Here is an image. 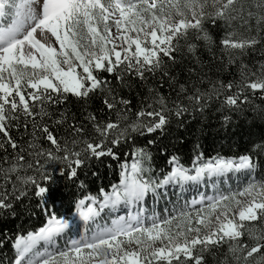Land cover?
Here are the masks:
<instances>
[{"label":"snow or ice","instance_id":"obj_1","mask_svg":"<svg viewBox=\"0 0 264 264\" xmlns=\"http://www.w3.org/2000/svg\"><path fill=\"white\" fill-rule=\"evenodd\" d=\"M209 6L214 11H206ZM254 8L246 7L245 0H211L210 5L209 0H0V21H9L6 26L0 23V213L15 215L13 202L31 194L48 216L36 232L17 236L13 264H207L205 254L216 256L225 245L227 253L218 264H264V228L257 227L264 222V180L253 179L236 193L207 197L206 204L193 201L202 204L195 215L156 217L146 225L143 208L131 211L149 193L169 184L183 188L229 172L252 174L257 165L251 155L204 161L201 153L191 169L172 155L167 161L171 171L151 178L145 175L152 171L145 166L151 155L143 147L125 154L132 162L121 163V179L111 191L101 188L99 196L76 203L86 223L120 205L129 207L127 217H117L91 237L70 240L65 250L34 251L41 241L52 246L71 227L67 218L48 211L60 178L77 180L78 170L93 159L119 160L114 148L134 140L133 134H163L172 117L183 124L190 109L202 112L213 97L222 96L224 107L239 112L249 101L248 90L264 92V62L254 70L241 61L239 80L213 79L236 64L232 50L243 56L264 43V0H257ZM205 20L229 27L239 20L248 35L228 32L220 41L228 50L222 67L206 65L197 55V44L189 43L184 58L189 62L180 69L186 78L181 81L179 73L174 74L177 65L184 64L177 59L180 39L194 30L209 50L214 43ZM100 73L113 76L116 85ZM156 75L160 85L149 86L148 96L134 110L132 99L120 91L131 88L126 77L147 83ZM164 81L175 99L160 91ZM68 96L81 103L83 120L68 109L54 110ZM97 98L104 119L88 110ZM258 115L264 117V109ZM224 122L230 123V117L224 116ZM21 128L14 137L13 129ZM255 147L264 152V143ZM78 186L84 187L83 181ZM178 219L181 223L173 228Z\"/></svg>","mask_w":264,"mask_h":264},{"label":"trees","instance_id":"obj_2","mask_svg":"<svg viewBox=\"0 0 264 264\" xmlns=\"http://www.w3.org/2000/svg\"><path fill=\"white\" fill-rule=\"evenodd\" d=\"M255 3L257 0H245L246 7L253 6V11H255ZM204 28L214 41L211 50L205 46L203 41L196 39L194 30H190L187 39L181 38L179 41L177 59L178 61L183 59L184 64L177 65L174 74L179 73L181 81L186 78L185 73L180 69L189 62L188 59H184L189 55L187 52L189 43L197 44V55L206 65L222 67L223 63L228 61V50L223 48L220 41L226 38L228 32L234 31L237 37L248 35L246 27H241L239 20L233 22L232 27L222 21L213 24L211 20H205ZM232 51L236 58V64L230 66L226 71L214 74V80L220 79L224 83L230 80H239L238 65L241 61L254 70L260 62H264V43L257 45L255 50H247V54L243 56L237 55L238 50ZM100 75L107 77L114 86L116 85L113 76L108 73H100ZM126 79L131 84V88L120 89V91L125 98L132 99L134 110H138L141 100L148 96L147 88L149 86L158 87L161 83L159 75L149 76L147 83L131 76ZM160 91L175 99L176 93L169 88L166 81ZM246 94L249 96V101L242 106L243 111H233L224 107L222 96L220 99L213 97L202 112H193L190 109L189 113L182 118L183 124L177 118L172 117L171 123L163 134L160 132L145 136L133 134L134 140H129L127 143L122 142L114 148L119 160H113L111 157H103L99 161L93 159L78 170L77 180H68L67 177L60 178L58 190H54L53 196L48 202V211H54L57 216L70 218L79 199L88 195L99 196L101 188L109 191L111 186L120 180L121 163L132 160L130 155L125 154L140 147L145 148L151 155L150 165L147 163L145 165L152 169L151 173H145L151 178L162 177L169 171L167 161L172 155L179 156L181 164L189 166L193 159L202 153L203 160L217 156L236 158L245 154L251 155L257 165L253 174L258 181L264 180V152L255 147L264 143V117L258 115L259 111L264 109V98H262L264 92L258 90L253 94L251 90H248ZM184 103L187 104L188 101L185 100ZM65 109H68L70 114L75 113L77 120H83L82 105L75 97L68 96L65 104L54 106L57 113ZM88 110L102 119L106 118L98 98L89 104ZM224 116L230 117V123L227 125H225ZM111 118L114 120L116 117L113 115ZM22 132L23 128L20 129V132L13 129L12 134L14 137H18ZM61 134H63V130H61ZM150 139L155 140V143L149 145L148 140ZM80 181H83L84 187L78 186ZM51 201L55 202L54 209ZM170 201L168 209L175 207L180 200L173 196ZM13 203L15 215H12L11 211L0 213V264H12L14 254L11 247L17 236L36 232L48 218L45 208L34 195L30 194L22 201ZM257 227L264 228V222L258 223ZM245 241L250 242L247 237H245ZM216 251V256L210 253L205 254L207 264H218V261L227 253V245Z\"/></svg>","mask_w":264,"mask_h":264},{"label":"rangeland","instance_id":"obj_3","mask_svg":"<svg viewBox=\"0 0 264 264\" xmlns=\"http://www.w3.org/2000/svg\"><path fill=\"white\" fill-rule=\"evenodd\" d=\"M210 3H211V1H210ZM210 3H209V5H210ZM207 11L212 12V11H214V9H212L209 6L207 8ZM101 28H102V25H101ZM112 32H113V34L116 33V29L114 26L112 27ZM57 47H58V45H57ZM109 47H110V45H109ZM78 71H82V70L78 69ZM131 162H129V165L131 164ZM192 167H193V163L187 168L191 169ZM170 171H171V167H170ZM253 179L255 181H258L254 177L253 174H246L244 172H240V173L230 172L229 174L227 173L226 175H224L222 179L216 178L214 181L207 179L205 183L201 184V186L195 185L194 183H187L189 185V186H187L188 188L185 187L184 191L182 192V198L188 199L187 203L186 204L182 203L178 207L171 208V209L166 208L165 202H167L169 197L172 195V188L171 187L159 188L156 191V193L157 192L158 193L157 194L155 193L154 196H152V197L150 196V199L148 200V203L150 205L152 204L153 208H154V206H156L153 217L150 216L149 219L152 222L153 218H156V217H158L159 219H161V218L165 219V218H168L171 216L179 217V214L182 212H189V213H192L193 215H195V210L202 207V204H200V203L193 204V201L203 200V202L206 204L207 203V199H206L207 197H214V196H218V195H229L231 193H236L239 190H241L242 188H244ZM208 185L211 186L213 193L211 191H209V189H208V191H207V189H205ZM176 193L177 192H174L173 194H176ZM187 193H188V195H187ZM190 193H192V195ZM241 199L247 200V197H244ZM100 215H101V213H100ZM106 216H108V215L106 214ZM119 216H122V214L117 213L115 216H113L112 221ZM177 223H181V220L178 219L177 221H174L172 227L175 228ZM157 246H159V244H157ZM66 248L62 246V248L52 250L51 252L54 253L56 251L65 250ZM43 252L44 251H42L41 253H43Z\"/></svg>","mask_w":264,"mask_h":264},{"label":"bare ground","instance_id":"obj_4","mask_svg":"<svg viewBox=\"0 0 264 264\" xmlns=\"http://www.w3.org/2000/svg\"><path fill=\"white\" fill-rule=\"evenodd\" d=\"M134 214H136V213H134Z\"/></svg>","mask_w":264,"mask_h":264}]
</instances>
